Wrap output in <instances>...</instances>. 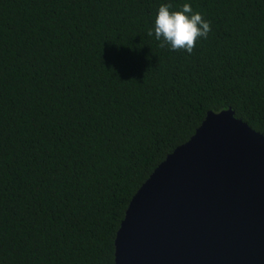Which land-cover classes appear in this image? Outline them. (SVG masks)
Here are the masks:
<instances>
[{"label":"trees","instance_id":"trees-1","mask_svg":"<svg viewBox=\"0 0 264 264\" xmlns=\"http://www.w3.org/2000/svg\"><path fill=\"white\" fill-rule=\"evenodd\" d=\"M210 22L161 48V4ZM264 134V0H0V264H114L127 206L208 111Z\"/></svg>","mask_w":264,"mask_h":264},{"label":"water","instance_id":"water-1","mask_svg":"<svg viewBox=\"0 0 264 264\" xmlns=\"http://www.w3.org/2000/svg\"><path fill=\"white\" fill-rule=\"evenodd\" d=\"M114 246V264H264V134L208 111L132 196Z\"/></svg>","mask_w":264,"mask_h":264},{"label":"clouds","instance_id":"clouds-1","mask_svg":"<svg viewBox=\"0 0 264 264\" xmlns=\"http://www.w3.org/2000/svg\"><path fill=\"white\" fill-rule=\"evenodd\" d=\"M170 4H161L154 21V29L147 35H155L160 47H170L173 51L184 50L191 54L199 38L207 39L211 31L210 22L202 14L193 12L190 4L184 3L180 10L170 11Z\"/></svg>","mask_w":264,"mask_h":264}]
</instances>
